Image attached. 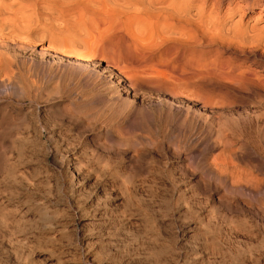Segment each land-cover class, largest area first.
Here are the masks:
<instances>
[{"label": "rangeland", "instance_id": "374dc122", "mask_svg": "<svg viewBox=\"0 0 264 264\" xmlns=\"http://www.w3.org/2000/svg\"><path fill=\"white\" fill-rule=\"evenodd\" d=\"M146 1L185 14L165 18L142 3L129 19L132 47L166 63L176 84L133 89L107 57L88 61L84 45L76 46L83 54L59 49L46 33L0 45L11 66L0 85L9 78L18 88L0 90V107L15 115L0 136V264L31 256L38 264H264L262 228L222 198L229 182L206 175L218 159L228 181L233 172L264 186V9L245 0ZM45 2L51 19L79 16ZM81 4L89 15L108 10L100 0ZM59 108L78 122L54 119Z\"/></svg>", "mask_w": 264, "mask_h": 264}, {"label": "bare ground", "instance_id": "6f19581e", "mask_svg": "<svg viewBox=\"0 0 264 264\" xmlns=\"http://www.w3.org/2000/svg\"><path fill=\"white\" fill-rule=\"evenodd\" d=\"M39 1L40 0H0V45L1 46L4 45L6 47L8 45H12L13 43L19 44L20 46L28 44V43L31 44L37 40L39 41L42 40L47 35L46 37L47 38L50 37L52 42L56 44L55 46L56 47L58 46V48L59 46L61 47L63 45L65 46V44L66 45L68 44L72 48L75 47V50L77 51L79 47H81L82 49V46L84 45L83 46L84 50H86L83 55L84 59H87V58L89 59L90 57H101V58L104 56L107 57L109 64L115 67V68L111 67V69H116L118 74L125 76V78L127 79L126 82L130 86L134 85L135 87L136 84L145 83V85L147 84V86H149L148 84H151V86L154 84V85H158L157 87H159L160 85L167 86L170 83L175 81L174 76H173L174 72H172L169 69V66L166 63L161 62V61H154L152 58L153 55L149 54L150 51L143 50L144 48L139 49L138 48L139 45L132 47L133 46L132 44L134 42L131 39L129 35V31H128V28L130 30V27L132 26V22H130L129 19L131 18L133 19L136 16V12H141V11L146 12L147 11L148 13L150 11L149 9L153 8V6L156 4H153L152 6V4L147 3L146 0H100L104 6L108 7V10L104 16H98L94 14L89 15L88 11L85 8L83 9L81 6L82 0H52V1L59 3L60 6L62 5V9L64 10L67 8L77 9L79 16L77 17L74 16L75 19L70 18L72 16L66 17V18L65 16L63 17L61 16L56 19L53 17L54 19H51L53 15L49 17V14H50L49 12L53 10L52 8H54V6L51 8L50 4L46 2L44 5H39ZM47 1L51 2V0H47ZM245 2L247 5L250 4L248 6L253 7V6L259 5L261 9H264V0H245ZM142 3H144L145 5L146 4L150 5L148 6L149 8L146 7L147 5L146 6L143 5V8H142L143 10H141L140 9L141 7H139V5L141 6ZM160 5L158 7L153 8V10L156 9V11L154 10L155 11L154 14L157 15L158 13L160 15L165 16V18L170 17V18H174L175 20L176 19L178 20V18L181 16V13H183V12L180 13L181 10H179L176 4L173 2H170V3L163 2ZM125 20L127 21L126 24L124 22ZM162 28H163V31L165 30V28L167 29V27H162ZM89 29L91 33H93V37L89 36V38L88 37L86 38V35L88 34L87 31ZM87 41L90 42V43H87L88 45L90 44L89 46L85 44V42ZM51 46L49 48H52ZM76 46H78V48ZM92 47H95V50H93ZM121 47L122 48L124 47L123 49L126 50L125 56H122L120 54V52H123V51H120ZM11 49L13 48L11 47ZM106 49H111V50L108 51L109 53H105ZM80 51L81 50L78 49V52L82 53ZM70 53H72V51ZM80 55L77 57H75L76 56L75 55L74 57L80 58L82 56ZM8 56L9 55H6L7 59L8 58L10 59V57ZM1 59L3 58L2 57L0 58V73L2 70L6 72L7 70L5 69H10L11 67L9 66L10 65L9 63H8V66L5 67V64H3ZM163 59L165 60V58ZM77 61L83 62L81 61V59L79 60L77 59ZM91 61L93 62V59ZM84 63L88 64L89 62H84ZM82 68H85V67H82ZM2 74L3 73H1V75ZM112 74H115V72ZM112 76L113 75H110V77ZM177 76H178V79H177L178 81L180 78H179V75ZM3 77H8V76L5 75ZM11 77L13 76H10V78ZM4 80L6 81V83H4ZM110 83L113 84V81H109V84ZM1 84L2 85H0V90L5 92L6 94L10 92H16V90L18 89L15 83L9 80V78L7 79L2 78ZM174 84H176V82H174ZM131 88H133V86ZM172 88H174V85ZM8 108L9 106L7 103H5L4 106L0 107V136L2 135V132H4L5 130H8L10 126H12L14 119H15L14 118L15 115L11 113V111ZM53 117L54 119L62 123H72L75 121L78 122L79 120L78 119L79 116H77L76 113L72 112L71 109L68 110L66 108H61V109L59 108V110L53 113ZM5 145H4L3 140L0 139V174H2V172L6 168L7 149ZM56 159H57L58 164L62 166L64 163L63 157L59 156ZM216 160L212 162V164L210 165L211 167H209V170L207 171L206 175L208 176L209 174V177L211 175V181L213 182L212 184H216V185L224 184L225 186V185H228V182L230 183V188H228L230 194L228 192L227 194L222 193L223 197L222 196L220 197L224 198L225 200L229 202L228 205L229 207H231V209L234 208L236 210H239L240 212L247 213L250 217H252L256 221V223L259 224L260 228H262L261 231L263 230V233L262 232L261 233L264 235V205L262 203V201H264V191H263L264 186L257 187L255 184L254 186L253 183L251 184V186L245 185L244 184L245 182L243 181V179L239 178L233 172L229 175L230 179L228 181V179L225 177L226 174H225L223 164L219 162L220 160L218 161ZM242 178H246V177H242ZM206 186H210V185L206 184ZM222 187L223 186H221V188ZM226 188L224 191H226ZM258 196L260 197L259 199L261 201H258L259 200ZM220 197L219 199H222ZM221 205H222L221 207H224L223 204ZM17 255L18 253H15L16 257ZM27 258L28 259H26L27 261L25 262V264H38L37 262H34L33 259L31 260L29 259V258H32V256L27 257Z\"/></svg>", "mask_w": 264, "mask_h": 264}]
</instances>
